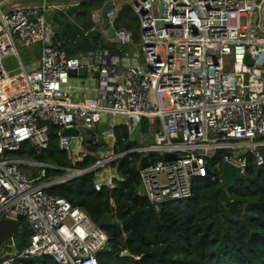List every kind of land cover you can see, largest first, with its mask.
<instances>
[{
	"label": "built area",
	"instance_id": "obj_1",
	"mask_svg": "<svg viewBox=\"0 0 264 264\" xmlns=\"http://www.w3.org/2000/svg\"><path fill=\"white\" fill-rule=\"evenodd\" d=\"M128 1L140 23L139 52L70 57L55 43L57 29L48 20L69 6L0 0V88L10 83L3 66L8 57L19 59L26 84V92L0 101V223L26 218L32 230L23 252L16 249L15 235L2 246L0 264L35 257L57 264H98L97 255L109 242L106 232L85 210L47 191L93 172H98V186L113 188L117 165L127 157L150 158L146 168L141 161L138 165L142 195L156 211L190 199L194 180L210 175L209 161L219 152L225 155L213 167L220 174L212 181L220 187L224 164L245 175L252 154L259 167L264 165L259 143L264 141V0ZM92 19L93 30L103 28L102 10ZM116 34L120 44L131 45V34ZM36 47L40 58L25 66L20 49ZM81 68H87L88 78L98 75V95L77 101L68 89L70 74ZM110 118L135 130L142 120L159 119L162 129L153 144L112 152L85 170L11 156L24 144L37 154L47 150L54 125L60 150L75 164L85 153L79 151L75 159L72 137L64 132L77 129L79 143L82 130H97L103 123L113 129ZM247 147L250 151L243 150ZM165 154L177 158L167 161ZM23 165L38 168V176L24 173ZM46 169L65 176L47 180Z\"/></svg>",
	"mask_w": 264,
	"mask_h": 264
},
{
	"label": "trees",
	"instance_id": "obj_2",
	"mask_svg": "<svg viewBox=\"0 0 264 264\" xmlns=\"http://www.w3.org/2000/svg\"><path fill=\"white\" fill-rule=\"evenodd\" d=\"M110 2L121 3L123 0H83L72 18L61 12L49 17V23L57 28L56 42L62 43L61 49L70 57L106 48L101 38L95 39L91 35L96 28L92 14ZM132 14L135 15L131 6L120 8L113 27L117 31L130 32L138 43L140 31L132 32ZM126 15L128 23L123 21ZM63 27L67 28L64 37L60 33ZM140 125L146 131L147 121L142 120ZM113 131L115 153L126 151L129 143L140 146L139 142L133 141L127 126H116ZM57 133L58 128L51 125L49 147L40 154L29 144H24L11 156L58 168L85 170L96 164L98 158L92 156L73 164L60 150ZM99 148L95 145L90 151L96 153ZM260 150L264 157V147ZM224 155L219 152L209 161L211 173L207 178L194 180L190 199L162 207L159 211L140 193V155L124 159L113 188L98 186V172H93L54 186L47 192L82 208L95 224L102 218L104 209L115 218L114 225L103 229L109 242L97 255L98 264H264V165L259 167L255 157L248 154L243 180L234 189L220 191L212 176L220 174L213 167L221 163ZM21 169L26 174L30 171L25 165ZM64 176L65 172L46 169L47 180ZM19 223L21 231L14 241L21 253L30 244L32 230L26 218H20ZM1 252L2 247L0 255ZM125 252L132 256L122 257ZM14 264L57 263L49 257H35L17 258Z\"/></svg>",
	"mask_w": 264,
	"mask_h": 264
},
{
	"label": "crops",
	"instance_id": "obj_3",
	"mask_svg": "<svg viewBox=\"0 0 264 264\" xmlns=\"http://www.w3.org/2000/svg\"><path fill=\"white\" fill-rule=\"evenodd\" d=\"M23 1H27V0H8L7 4H9V5H11V4H21V2H23ZM123 1H125V0H123ZM79 3L80 2H77V3H74V4H78L79 5ZM74 4H70V5L67 4V6H69V8H70ZM116 4L117 5H116V11L114 12V19L117 16V14H118V12L120 10V8H118V4L119 3H116ZM57 5L66 6V4H57ZM69 8L68 9H64L63 11H56V12H61V13L67 14L70 18H72L77 11L74 13L73 16H70L68 14ZM96 12H100V11H96ZM114 19H113V22H114ZM112 25H113V23H112ZM53 27L56 28L55 26H53ZM97 30H101L102 31V28L101 29H97ZM66 31H67V29H66ZM123 31L126 32V33L131 34L130 32H127L125 30H121V31H118V32H123ZM60 33H61V30H60ZM65 34H66V32H65ZM65 34H64V36H65ZM64 36H62V37H64ZM131 36H132L131 45L125 46V45L120 44V42H118L117 39H112L109 36H107L106 33L101 32L100 38H104L108 43L119 45L118 46L119 49L116 50V49L104 48V49H102V52L100 54H102L103 52H111V53H114V54H120V53L121 54H130L131 52H139L140 35H139V42L138 43L135 42L134 37H133L132 34H131ZM55 43L57 45H59L60 47L62 46V43L61 42H56V39H55ZM35 49L38 50L37 54L39 53V55H38V57H36V59L29 61V63H31L33 61H36V60H38L40 58V55H41L40 48L36 47ZM78 55H86V54L80 53ZM96 75L93 78H88L89 76L83 78L80 75H77L76 77H72L71 78V85H70V88L68 89V94L74 100H77V101H82V100H85V99H91V98L97 97V95H98V79L96 78ZM109 120L115 122L116 126H119V125L127 126L129 131H130V133L133 135V141H137V142L140 143V146H138V147H145L147 145L153 144L154 143L155 134L157 132L161 131V129H162V122L159 119H157V120H146L147 121V125H148V127L146 128V131H143L142 125H139V127L135 130V129H132L130 127V125L126 121H123L121 119L110 118ZM103 124L106 125V123H103ZM114 128L111 129V128H109V126L106 125V128L103 129V130H100L99 126H98L97 130H82V131H80L81 139L79 140V143H80V141L84 140L85 137L88 136V144L86 145L87 147L85 149L81 150V152L85 153V156L83 158L79 159L77 162L82 161L87 156H92V157H96V158L100 159L103 156L105 157V156L111 154L112 152H115L114 148H115V142L116 141H115V135H114V131H113ZM92 139L94 141H93V143H90V140H92ZM79 143H78V145H79ZM78 145H77V147H78ZM95 145H99L100 148L98 149V151L96 153H93V152L90 151V149L93 146H95ZM131 148H137V147L132 146ZM141 160L142 159H141V156H140L139 161H141Z\"/></svg>",
	"mask_w": 264,
	"mask_h": 264
},
{
	"label": "water",
	"instance_id": "obj_4",
	"mask_svg": "<svg viewBox=\"0 0 264 264\" xmlns=\"http://www.w3.org/2000/svg\"><path fill=\"white\" fill-rule=\"evenodd\" d=\"M83 0H50L51 3L53 4H74L77 2H82ZM39 0H27L21 2V4H29V3H38ZM116 3L115 2H110L108 3L103 9H102V17L104 21V25L101 30H93L91 32V35L93 38L98 39L100 38L101 32L106 33L107 36H109L112 39H116L117 34L116 30L113 28V19H112V14L116 11ZM79 5L74 4L71 6L68 10V14L70 16H73L76 11H78ZM164 11V4L161 3L160 5V16L162 17ZM159 26L162 27L163 23L160 21ZM66 27H63L61 29V36H64L66 32ZM249 62V58H247ZM77 75H80L81 77L85 78L87 77V68H81L79 71H74L70 74L71 77H76ZM96 78H98V75H96ZM106 128L105 124H100L99 129L103 130ZM65 135L71 136L72 137V147L75 149L77 147L78 143V130L75 128L68 129L64 132ZM132 147V143H129L126 146V149H130ZM177 158V155L175 154H165L164 159L167 161L174 160ZM125 163V160L122 159L119 161L117 165V173L119 174L123 164ZM141 168H146L150 164V158L148 156H145L141 160ZM221 178L224 180L223 185L220 187V191H228L231 189H234L238 182L243 180L244 175H242L239 171V169L234 166L231 163H226L223 166ZM140 193L144 194L145 190L143 185L141 184L140 186ZM116 223L115 218L108 214L106 209L103 210V216L100 219V221L97 223V226L101 229H104L105 227L109 225H114ZM21 231L20 228V223L19 221L16 220H4L1 221L0 223V247H2L4 244H6L12 236L19 234ZM132 255L129 252L123 253L122 257H131Z\"/></svg>",
	"mask_w": 264,
	"mask_h": 264
},
{
	"label": "rangeland",
	"instance_id": "obj_5",
	"mask_svg": "<svg viewBox=\"0 0 264 264\" xmlns=\"http://www.w3.org/2000/svg\"><path fill=\"white\" fill-rule=\"evenodd\" d=\"M130 6V2L128 0H125L121 3L118 4V8H122L123 6ZM132 18V26L134 27L132 29V32H137L138 30L140 31V23L138 18L135 15H131ZM245 18L241 19V24L245 25ZM259 20V16L256 14L254 17V23L256 24ZM124 23H128L129 18L128 16H124L123 19ZM103 45L106 46L107 49H119V45L117 44H111L108 43L104 38H101ZM110 40V39H109ZM37 51L35 48L33 49H29V50H25V49H20V60L22 61V63L27 66L29 64V61L36 59V57H38ZM102 49L97 50L96 53L98 56H101ZM3 66L4 69L7 72H10L11 76H10V83L4 87V88H0V101H3L7 98L13 97L14 95H18L20 93L26 92V84L24 81V77H23V72H21V63L19 61V59L17 57H8L3 61ZM164 103L167 104V100H164ZM261 144L262 147H264V141H260L259 142ZM88 144V136L85 137L84 140L80 141L79 145L77 148L74 149V156L75 159L79 158V151L85 149ZM250 147L244 148L243 150H247L250 151ZM237 152H242L240 149L235 150ZM104 157V156H103ZM102 157V158H103ZM30 168V171L27 173L29 176L32 175H36L38 176L39 172H38V168L36 167H32L30 165H26ZM57 179V178H56Z\"/></svg>",
	"mask_w": 264,
	"mask_h": 264
}]
</instances>
